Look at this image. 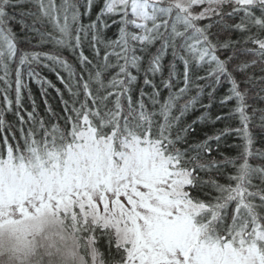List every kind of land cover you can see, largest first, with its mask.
<instances>
[{
	"label": "snow or ice",
	"instance_id": "1",
	"mask_svg": "<svg viewBox=\"0 0 264 264\" xmlns=\"http://www.w3.org/2000/svg\"><path fill=\"white\" fill-rule=\"evenodd\" d=\"M44 214L81 264H264V0H0V228Z\"/></svg>",
	"mask_w": 264,
	"mask_h": 264
},
{
	"label": "clouds",
	"instance_id": "2",
	"mask_svg": "<svg viewBox=\"0 0 264 264\" xmlns=\"http://www.w3.org/2000/svg\"><path fill=\"white\" fill-rule=\"evenodd\" d=\"M77 243L66 225L44 214L0 228V264H81Z\"/></svg>",
	"mask_w": 264,
	"mask_h": 264
},
{
	"label": "trees",
	"instance_id": "3",
	"mask_svg": "<svg viewBox=\"0 0 264 264\" xmlns=\"http://www.w3.org/2000/svg\"><path fill=\"white\" fill-rule=\"evenodd\" d=\"M46 76H48L49 79H51L54 83H56L57 87H60V88H63V85L59 84V82L56 80V77L54 74H51V73H48V72H45L44 73ZM32 90L36 96V99H37V102L41 105V111H43V102L40 98V95H39V90L38 88L33 84L32 85ZM52 96L54 97L55 96V93L52 92ZM27 103V101H26ZM54 107L56 108L57 111H59V104H58V99L57 100H53L52 101ZM9 119H11V117H9ZM231 154L232 155H235V150H230Z\"/></svg>",
	"mask_w": 264,
	"mask_h": 264
}]
</instances>
